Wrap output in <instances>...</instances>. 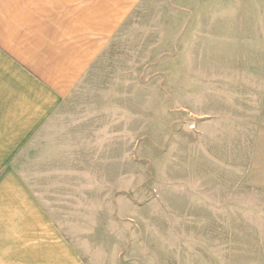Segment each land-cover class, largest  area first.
<instances>
[{
	"label": "rangeland",
	"instance_id": "374dc122",
	"mask_svg": "<svg viewBox=\"0 0 264 264\" xmlns=\"http://www.w3.org/2000/svg\"><path fill=\"white\" fill-rule=\"evenodd\" d=\"M78 7L85 69L9 164L68 189L75 264H264V0Z\"/></svg>",
	"mask_w": 264,
	"mask_h": 264
},
{
	"label": "crops",
	"instance_id": "0c3cea01",
	"mask_svg": "<svg viewBox=\"0 0 264 264\" xmlns=\"http://www.w3.org/2000/svg\"><path fill=\"white\" fill-rule=\"evenodd\" d=\"M77 1L0 0V264H75L79 258L70 240L68 189L49 200L9 168L85 69L91 49L67 40L81 31V18L85 24L81 7L71 8Z\"/></svg>",
	"mask_w": 264,
	"mask_h": 264
}]
</instances>
